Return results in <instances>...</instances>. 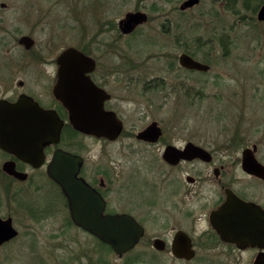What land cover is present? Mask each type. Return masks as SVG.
<instances>
[{
    "label": "flooded vegetation",
    "instance_id": "1",
    "mask_svg": "<svg viewBox=\"0 0 264 264\" xmlns=\"http://www.w3.org/2000/svg\"><path fill=\"white\" fill-rule=\"evenodd\" d=\"M164 1L165 4L172 2V0ZM186 1L183 0L178 6V14L181 16L186 15L202 2L198 0L194 6L182 8ZM262 5L264 3L260 7ZM1 7L5 8V4ZM154 10L158 11V8ZM136 12L144 13L147 20L132 31L124 33L120 21L126 14ZM148 21L149 15L142 9L136 8L127 11L114 22H103L100 28L102 40L99 44L102 52L106 54L104 57L93 56L92 41L88 35L82 46H73L93 61V69L85 75L104 96L103 110L113 114L122 126L114 140L84 134L73 128L67 109L54 94L59 81L58 57L69 47L62 49L55 58L40 57L31 58L28 61L25 57H17L13 65L6 63V67L2 68L0 102L12 104L22 96L29 97L41 108L54 111L62 122V126L59 143L47 144L43 147L45 161L40 167L22 162L13 154L0 149L2 156L0 219L10 220L13 226V219L10 216L12 203L16 204L29 218L39 223L54 217L59 218L63 224L74 231L68 249L69 259L67 263L59 264H255L257 262L264 264V245L248 244L241 247L225 238L214 227L216 222L214 215L226 202L229 192L243 202L256 207L260 226L252 227L250 209L246 213V227L249 230V238L253 235L252 230L256 238H262L261 235L259 236V230L261 231V224L264 223V218L262 219L264 217V172L243 171L242 158L243 153L248 151L250 157L264 168V155L257 144L247 145L246 142H236V137L241 134V131L233 126L234 122L222 120L216 123V125L230 124L232 128H235L232 138L220 145L215 138L208 140L197 137L185 139L179 143L175 138H167L163 126L152 120L142 129L128 133L126 137L132 141L131 155L147 161L145 169H134L128 172L123 169L120 172H109L101 167H87V157L82 154L81 149H77L81 147H77L74 143L78 136L109 143L116 142L127 131L119 111L120 103L132 102L133 95H137L142 97L146 105L151 104L149 99L154 92V87L157 86V79H145V74L131 73L135 65L141 63L140 57L126 56L121 46L123 40L136 38L130 46L138 47L140 50L143 47L149 50L154 48L156 50L154 58L165 60L170 64L171 69L177 65L180 71L185 72L207 73L210 70V60L202 52L204 46H198L197 43L196 46H191L187 39L183 40L186 26L174 25L173 29L171 25L161 26L164 34L178 33L173 42L179 48V53L171 55L169 43L162 42L154 45L152 42V46L146 36L139 34ZM5 22L7 21L0 17V34L3 33V36H0V45L11 42L10 32L1 25ZM24 36L27 35L19 37L17 43L26 52L34 47L35 42L31 49H25L24 45L19 43ZM138 41H144V43L137 44ZM147 44L150 45L149 48H146ZM231 47V42H216L212 48L217 53L223 50L221 56L224 57L231 53ZM183 55L207 65L209 69L202 72L181 66L179 60ZM28 74L33 75L31 83L25 81L24 77ZM18 76L22 77L16 80ZM139 82L142 83L139 84ZM237 95L239 93L233 94L231 98L235 100ZM255 95L260 96L259 101L264 102V95L261 93ZM245 110L253 112L247 106ZM223 112L226 113L227 110L219 111V118H224ZM152 124H156L159 129V137L139 138L138 135ZM188 145H193L204 153L199 156H192L190 153L185 154L184 157L168 156L169 147L172 148L169 152L176 155V153L184 152ZM56 150L81 158L79 170L74 179L83 183L90 190V194L88 197L80 195V207L81 202H85L83 199H89L90 205L96 206L103 217L122 216L141 230L133 247L116 251L97 235L77 225V220H81L82 216L88 215L90 221L92 216L86 211L75 207L73 209L61 187L48 176L47 165ZM224 160H229L236 168L239 166L242 172H227ZM7 163L13 166L14 172L24 177L8 174L4 168ZM15 182L24 185L13 190L12 183ZM13 228L16 230L14 226ZM17 236L0 245V248Z\"/></svg>",
    "mask_w": 264,
    "mask_h": 264
},
{
    "label": "rangeland",
    "instance_id": "2",
    "mask_svg": "<svg viewBox=\"0 0 264 264\" xmlns=\"http://www.w3.org/2000/svg\"><path fill=\"white\" fill-rule=\"evenodd\" d=\"M182 1L172 0L165 4L164 0H0V17L7 21L1 25L11 34V42L0 45V73L6 63L13 65L17 57H25L28 61L55 58L66 47L82 46L87 35L91 37L93 56L104 57L106 54L99 44L103 22H114L127 11L142 9L149 15V21L139 34L146 36L151 45L152 42L154 45L169 43L171 55L178 54L179 48L173 42L178 33L164 34L161 26L171 25L172 29L174 25L186 26L183 40L187 39L191 46L196 43L204 46L202 52L210 60V70L207 73L185 72L177 65L171 69L165 60L154 58V48L140 50L130 46L136 38L123 40L121 46L126 56L140 57L141 63L135 65L131 73L145 74V79L156 78L157 86L151 93L150 105L137 95H133L132 102L120 103L119 111L127 131L116 142L75 138L74 143L81 147L77 149L87 157V167H101L109 172L145 169L147 161L131 155L132 141L126 137L152 120L163 126L167 138H175L179 143L197 137L215 138L220 145L232 138L235 128L216 123L234 122L233 126L241 131L236 142L257 144L264 155V102L255 95H264V23L256 18L264 0H202L181 16L178 6ZM23 35L35 42L26 52L17 43ZM216 42H231V53L222 57L223 50L217 53L212 48ZM149 47L147 44L146 48ZM24 78L31 83L33 75ZM238 93L235 100L231 98ZM246 106L253 112L246 111ZM222 109L227 112H223L224 118H219ZM224 163L227 172H242L229 160ZM22 185L12 183V189ZM11 206L10 216L18 236L0 248V264L67 263L74 231L59 218L39 223L25 215L16 204Z\"/></svg>",
    "mask_w": 264,
    "mask_h": 264
},
{
    "label": "water",
    "instance_id": "3",
    "mask_svg": "<svg viewBox=\"0 0 264 264\" xmlns=\"http://www.w3.org/2000/svg\"><path fill=\"white\" fill-rule=\"evenodd\" d=\"M196 3L198 0H187L182 8L192 7ZM146 20L147 17L144 13H128L120 21V26L122 31L127 33ZM257 20L264 21V5L257 13ZM19 43L29 50L34 41L30 37L24 36ZM57 62L60 66L59 81L54 94L67 109L73 128L98 138L116 139L122 126L113 114L103 110L104 96L85 75L93 69V61L76 48L69 47L61 52ZM179 62L181 66L188 69L202 72L209 69L207 65L195 62L186 55L181 56ZM61 126L62 122L54 111L41 108L29 97L22 96L12 104L0 102V149L34 167H40L44 163L43 147L45 145L59 143ZM159 135L160 132L156 124H152L138 137L155 139ZM171 149L170 147L167 149L169 157H178L179 155L184 157L187 153L199 156L204 153L193 145H188L184 152L176 153V155L169 152ZM247 152L243 153L242 170L253 173L264 172V168ZM80 163L81 158L78 156L56 150L47 165L48 176L61 187L72 208L86 211L92 216L91 221L88 215L82 216L81 220H77V225L97 235L116 251L133 247L141 234L138 227L122 216L103 217L96 206L90 205L89 199H83L85 202H81L80 207V195L88 197L90 194V190L83 183L74 179ZM4 168L10 175L24 177V175L14 172L10 163H7ZM250 209L252 227H259L260 219L256 207L228 192L226 202L214 215L216 220L214 227L225 238L241 247L248 244L262 246L264 245V223L261 224V231L259 230V236L261 235L262 238H256L254 230H252L253 235L249 238L246 213ZM16 236L17 231L11 225V221L0 219V245Z\"/></svg>",
    "mask_w": 264,
    "mask_h": 264
}]
</instances>
